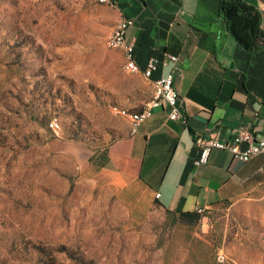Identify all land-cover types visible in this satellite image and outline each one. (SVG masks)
Listing matches in <instances>:
<instances>
[{"label":"rangeland","instance_id":"374dc122","mask_svg":"<svg viewBox=\"0 0 264 264\" xmlns=\"http://www.w3.org/2000/svg\"><path fill=\"white\" fill-rule=\"evenodd\" d=\"M116 22L101 0H0V264H264V179L186 225L47 147L97 153L151 98Z\"/></svg>","mask_w":264,"mask_h":264},{"label":"crops","instance_id":"0c3cea01","mask_svg":"<svg viewBox=\"0 0 264 264\" xmlns=\"http://www.w3.org/2000/svg\"><path fill=\"white\" fill-rule=\"evenodd\" d=\"M244 1L259 11L264 30V0ZM218 6L219 0H112L116 21H133L127 38L139 68L151 56L158 59L150 76L138 71L151 95L154 80L172 72L186 123L169 119L167 108L158 106L134 134L97 153L59 137L47 142L50 151L75 159L83 171L92 167L106 175L112 187L147 211L207 209L243 196L263 180L264 153L241 162L214 149L206 164H193L197 135L230 140L247 128L264 136V52L244 50L227 31Z\"/></svg>","mask_w":264,"mask_h":264},{"label":"built area","instance_id":"2783aa9c","mask_svg":"<svg viewBox=\"0 0 264 264\" xmlns=\"http://www.w3.org/2000/svg\"><path fill=\"white\" fill-rule=\"evenodd\" d=\"M108 3H112V0H102ZM133 24L131 19L124 18L121 20L119 29L116 32L114 39L111 43H106L109 45H117L122 51H125L128 55V68L125 69L130 72V68H138V71L144 72L146 75L150 76L152 71L157 68L158 59L151 56L144 69H140L134 60V45L127 38V30ZM175 60V56L170 57ZM174 74L172 72L168 73L166 76L157 78L155 80V85L162 86V96L154 97V92L151 98L143 106L141 111H129V110H119L116 113H121L127 117L130 123V134H134L138 126L152 114V109L158 106H164L167 108L168 118L171 120H180L186 123V117L181 110L180 104L178 102V95L173 87ZM49 121V127L52 131L56 132L53 127V120ZM194 144L197 148V156L193 160L195 166L204 165L207 163L209 155L212 150H226L230 152L232 157L238 161L246 162L250 160L257 154L264 153V136H255L252 131L247 128H241L235 132L230 140H221L215 135H197L194 138ZM159 196V193L156 194ZM203 208L198 207L197 212L202 213Z\"/></svg>","mask_w":264,"mask_h":264},{"label":"trees","instance_id":"16d2710c","mask_svg":"<svg viewBox=\"0 0 264 264\" xmlns=\"http://www.w3.org/2000/svg\"><path fill=\"white\" fill-rule=\"evenodd\" d=\"M218 8L227 31L244 50L264 52V30L260 26L261 15L254 6L244 0H219ZM142 109L143 106H138L132 112ZM175 214L177 220L186 225H196L203 217V213L196 210L180 211Z\"/></svg>","mask_w":264,"mask_h":264},{"label":"bare ground","instance_id":"6f19581e","mask_svg":"<svg viewBox=\"0 0 264 264\" xmlns=\"http://www.w3.org/2000/svg\"><path fill=\"white\" fill-rule=\"evenodd\" d=\"M101 1H102V0H101ZM103 2H105V1H103ZM121 20H124V18L118 20L117 25H116V27H115V30H114L113 34L111 35V37H110V39H109V43H111V41L114 39V37H115V35H116V32H117V30H118L119 27H120ZM110 47H111V48H116V49L121 50V49L119 48V46H117V45H110ZM127 58H128V56H127ZM135 69L138 70V68H135ZM153 84H154V89H153L154 97H161V96H162V86H161V85H155V80H154Z\"/></svg>","mask_w":264,"mask_h":264}]
</instances>
